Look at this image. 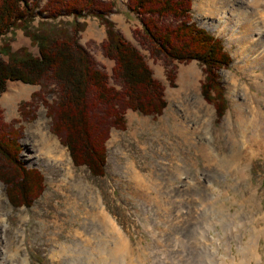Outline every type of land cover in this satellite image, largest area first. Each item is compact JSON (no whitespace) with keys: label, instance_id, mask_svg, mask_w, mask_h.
<instances>
[{"label":"rangeland","instance_id":"rangeland-1","mask_svg":"<svg viewBox=\"0 0 264 264\" xmlns=\"http://www.w3.org/2000/svg\"><path fill=\"white\" fill-rule=\"evenodd\" d=\"M111 1L107 18L144 54L165 107L157 116L126 110L124 128L110 129L104 141V174L93 176L73 166L50 130L45 104L54 99L53 87L34 94L37 84L7 81L0 119L20 130L17 161L41 174L42 190L30 206L14 207L0 181V264H264V40L258 30L236 27L238 16L230 26L218 24V15L252 11L250 0L190 1V19L218 37L231 60L217 72L219 118L200 94V64L172 62L170 86L161 60L132 35L137 19L119 18L126 16L125 0ZM219 5L225 13L216 11ZM75 21L83 23L78 42L109 73L112 61L99 48L103 26L91 16ZM72 24L71 16L36 15L0 36V50L35 55L27 33L58 35ZM244 31L246 39L235 41ZM97 211L107 225L96 221Z\"/></svg>","mask_w":264,"mask_h":264},{"label":"trees","instance_id":"trees-1","mask_svg":"<svg viewBox=\"0 0 264 264\" xmlns=\"http://www.w3.org/2000/svg\"><path fill=\"white\" fill-rule=\"evenodd\" d=\"M37 1L0 0V36L11 29L24 28L36 15L52 20L71 16L72 28L52 36L27 33L35 42V55L19 56L8 48L1 49L0 93L6 82L13 80L39 85L34 94L51 85L54 99L45 104L51 132L67 150L73 166H84L91 175L102 176L104 141L109 130L124 128L126 110L160 115L166 104L162 84L152 75L144 54L107 18L114 11L113 1L45 0L36 9ZM190 1L125 0L124 5L126 13L140 25L132 35L149 57L161 60L170 86L174 78L172 62L196 60L200 64V94L213 104L219 118L224 98L217 72L231 60L221 40L190 19ZM85 16L96 18L104 28L99 48L101 55L112 61L109 73L78 42L76 32L83 23L75 20ZM21 104L18 112L31 119ZM11 124L0 119V181L5 184L12 206L27 207L42 190V176L17 161L16 138L20 130Z\"/></svg>","mask_w":264,"mask_h":264},{"label":"bare ground","instance_id":"bare-ground-1","mask_svg":"<svg viewBox=\"0 0 264 264\" xmlns=\"http://www.w3.org/2000/svg\"><path fill=\"white\" fill-rule=\"evenodd\" d=\"M262 1V0H261ZM229 3H232V2H234V0H229L228 1ZM229 3L227 4V5H229ZM248 3V2H247ZM250 8H252V11H237V12H232V13H225V11L224 10H227L228 8H226V5L225 6H223V7H220V5L219 6H217L215 9H216V11L217 12H221V13H225V14H223V15H218V18H219V20H218V24H222L223 26L225 25V26H230L231 24H232V22L233 21H235V18L233 17V16H238V20H237V22H236V24H234L236 27H239V26H241V27H243L244 26V29L246 30V29H248V30H250L251 32H252V30H258L257 32H259V36H260V38H261V41L262 40H264V29H261L260 30V27H261V24L263 23L264 24V7L262 8L261 6H262V3L259 1V3H258V0H250ZM232 6V5H231ZM248 7V6H247ZM246 8V7H245ZM248 9V8H247ZM253 9H255V10H259L258 11V14H254V12H253ZM232 11H234L233 9H232ZM220 13V14H221ZM239 22V23H238ZM253 23H259L258 24V26L259 27H257V26H254L253 25ZM213 26H216V25H213ZM224 29V28H223ZM244 33H245V31H244ZM242 37L244 38V39H246V37H247V35H246V33L245 34H243V35H241V37L239 36V37H235L234 38V40L235 41H242ZM256 41H257V39H256ZM261 41H258V42H256V43H258L259 44V42H261ZM242 43H244V42H242ZM263 43V44H262ZM245 44V43H244ZM255 44V43H254ZM261 45H263L264 46V41L263 42H261L260 43ZM252 45H253V43H252ZM260 45V46H261ZM259 46V45H258ZM262 49H263V52H264V47H262ZM263 74V73H262ZM137 176V175H136ZM135 176V177H136ZM137 178V177H136ZM139 179V178H138ZM96 210H97V208H96ZM97 214H98V216L97 215H95V219H96V221H99V217H100V222L102 223V225L104 226L106 223H105V221L103 220V218L99 215V213H98V211H97ZM107 225V224H106ZM118 251V250H117Z\"/></svg>","mask_w":264,"mask_h":264},{"label":"crops","instance_id":"crops-1","mask_svg":"<svg viewBox=\"0 0 264 264\" xmlns=\"http://www.w3.org/2000/svg\"><path fill=\"white\" fill-rule=\"evenodd\" d=\"M126 14V16L125 15H121L119 18H127V19H130L131 18V15H127V13H126V11L124 10V12H122V14ZM114 23H115V20L114 19H111ZM126 39H127V37H125Z\"/></svg>","mask_w":264,"mask_h":264}]
</instances>
